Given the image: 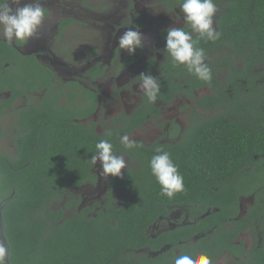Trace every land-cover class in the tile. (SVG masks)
I'll list each match as a JSON object with an SVG mask.
<instances>
[{"label":"trees","instance_id":"obj_1","mask_svg":"<svg viewBox=\"0 0 264 264\" xmlns=\"http://www.w3.org/2000/svg\"><path fill=\"white\" fill-rule=\"evenodd\" d=\"M219 1H227L228 9L219 22L220 37L215 42L201 38V45L203 49H221L225 57L217 60L219 67L221 62L228 61V49L223 48L231 47L235 56L245 59L248 66L244 78L248 79L249 91L231 94L229 84L222 87L215 71L212 80L216 79L214 87L220 91L216 98L207 99V106L213 105L220 111L186 132L180 146L162 148L170 154L183 176V190L171 198L161 194V186L149 167L155 149L138 142L127 150L138 153L141 167L128 171L126 181L113 180L122 182L134 195L123 197L122 204L110 197L96 215L88 214L90 208L81 212L76 209L72 215H67L63 208L54 209L53 203L62 200L72 187L95 180L91 161L95 144L100 139H114L111 134L103 138L92 122L84 124L75 120L87 113L62 107L58 100L60 94L47 85L53 75L48 70L47 80L36 88L47 87L41 104L17 108L19 119L15 127L19 132L26 129L18 137L21 142L17 144V156L11 158L0 152V192L10 190L8 199L0 197V200L5 198L2 218L9 246L8 260L3 259L4 264H141L144 261L136 263L131 253L129 256L124 253L150 242L147 228L160 216L168 215V206L191 207L200 218L209 206L220 205L224 209L227 199L235 200L229 194L234 191L232 184H237L235 180L239 175H246L247 184L252 182V173L244 170L247 166L256 164L254 168L264 179V81L260 83L263 96L256 93V82L264 79V72H254L256 64H264V0ZM13 49L11 44L0 40L3 73L10 69L2 64L3 60L13 65L16 56ZM227 64L235 69V78L229 75V83L242 78L231 61ZM3 73H0V84L9 81V87L0 85V88L14 93L9 99H0V117L22 94L8 72ZM53 95L54 101H51ZM74 97L72 94V99ZM120 137L118 133L119 140ZM256 155L262 159L256 161ZM254 171L252 168L251 172ZM216 185L219 191L214 189ZM215 195H220V204ZM76 205L77 201L72 199L71 206ZM218 215L212 212L200 219V230L208 232ZM185 231L189 233L190 228ZM218 233L220 238L230 237L221 230ZM186 237L180 230L169 231L154 241L155 248L159 249L166 242L177 244Z\"/></svg>","mask_w":264,"mask_h":264},{"label":"flooded vegetation","instance_id":"obj_2","mask_svg":"<svg viewBox=\"0 0 264 264\" xmlns=\"http://www.w3.org/2000/svg\"><path fill=\"white\" fill-rule=\"evenodd\" d=\"M30 2L32 0H21V6ZM180 2L181 0H41L45 11L42 28L27 41L13 40L9 44L15 49H13L15 55L20 57L19 62L24 60L23 66H37L51 70L53 75L50 80L54 79L52 90L60 94L58 100L70 107L76 105L81 108L80 111L87 113L82 119L75 120L84 124L92 122L94 128L104 135L103 138L106 134H111L115 140L119 133L121 136H129L133 144L139 142L151 149L165 148L167 145L174 144L180 146L181 141L186 137V132H191L196 124L202 123L204 119L220 111L213 105L207 106V99L216 98L220 91L214 87L216 79L214 78L215 81L211 79L213 85L197 79L187 71L185 66H175L167 51L164 50L168 27H183L186 31H191L180 13ZM214 3L218 8L214 17V27L219 31V22L228 10L227 1L214 0ZM16 6L13 5V7ZM135 27H139L146 37V43L143 49H137L134 55H129L118 47L117 38L124 30ZM192 35L198 40L197 46L202 48V41L198 34L192 33ZM0 40L6 41L2 33H0ZM76 42L84 46L83 54L78 61H74V51L78 50L73 49ZM223 49H228L226 58L239 70L242 78L234 79L233 83H229V75L235 78V69L228 66V61L221 62L219 67L217 60L225 57L221 49L215 47L213 50V48L205 47V62L210 66L212 74L215 71L218 72L219 82L222 87L229 84L228 89L231 90V94H240L243 90L249 91L248 79L244 78L248 62L235 56L233 48ZM64 53H67L68 58ZM96 54L100 56L90 62L88 59ZM19 62L13 57L12 66H17ZM79 65L82 67L78 70ZM6 66L10 67V62H6ZM222 72L226 78L221 76ZM254 72H264V64H256ZM141 73L155 76L160 83V91L155 103H149L147 97L136 88L139 82L138 76ZM64 75H68L69 78H65L61 84L58 76ZM239 81L241 83L238 85ZM263 81L264 79L259 78L256 82L258 84L256 93L262 96ZM216 86L218 87L217 84ZM27 88L26 91L20 89L22 94L15 98L12 106L7 108L5 114L0 117V142L5 136L13 135L16 149L17 144L21 142L18 139L19 135L22 136L26 131L21 129L22 131L19 132L15 127L19 119L17 108L32 104L40 105L47 90L46 87H41L39 90L33 89L31 83ZM13 93V90L0 88V99H9ZM72 94H75L73 99ZM32 95H36L34 100H30ZM21 96L25 99L24 104L15 105L16 100ZM48 98L51 97L48 96ZM91 100L95 101L94 105L90 104ZM176 100H181L180 108L185 109L183 119L172 118L173 116L170 115L169 107ZM11 113L15 114L13 124L10 121L6 131L2 127V119ZM16 119L17 123L14 124ZM150 122L155 125V135L150 137L149 134L146 138H141L140 131ZM114 140L109 141L113 145V152L124 156L126 161L132 162V165L135 163V167L127 165L122 169L120 177L103 178L100 175L101 165L97 161L92 169L96 176L95 180L72 187L71 190L88 188L87 195H91L93 200L100 199L103 194L102 198L105 197V201L102 204V201L94 200L93 205L84 206L87 197L81 194L82 201L79 202V198L74 199L77 201L76 206H71L72 201H70L63 208L65 213L67 209L73 213L76 209L81 212L90 208L88 214L96 215L100 208L105 207L110 197L115 199L120 197L119 203L122 204L123 197L135 194L122 182L115 183L113 180L126 181L128 171L139 169L142 160L137 152L128 151L119 139ZM2 153L7 156L4 152ZM255 159L260 161L262 158L256 155ZM255 165H249L244 169L252 173L250 174L252 182L247 184L249 179L241 174L239 179L235 180L237 184H232L234 191L229 196L235 200L231 202L227 199L224 209L220 205L209 206L206 213L198 218L191 207L168 206V215L160 216L157 222L147 228L150 242L127 249L128 252L124 255L132 254L136 263L144 261L141 264H170L171 261L173 264L174 257L184 254L187 247L195 253H206L211 264H264V179H261L260 172L254 168ZM252 168L254 172H251ZM102 182L105 185L103 187ZM91 188L94 190L92 191ZM214 189L219 191L220 187L216 185ZM118 190L121 195H115ZM97 192L99 194L94 196L93 194ZM219 196L215 195V200L220 204L222 200ZM4 200L5 198L0 200V243H3L7 250L3 257L7 262L9 246L2 218L3 204H1ZM212 212L219 214L217 222L212 224L208 232L203 233L198 227L199 220ZM187 228H190L189 233L185 231ZM173 230L185 232L187 237L178 240L177 244L166 242L156 249L157 244L154 241ZM219 230L223 231V235L228 234L230 237H218ZM203 239L207 241H202Z\"/></svg>","mask_w":264,"mask_h":264},{"label":"clouds","instance_id":"obj_3","mask_svg":"<svg viewBox=\"0 0 264 264\" xmlns=\"http://www.w3.org/2000/svg\"><path fill=\"white\" fill-rule=\"evenodd\" d=\"M179 10L191 31H186L183 27H168L164 50L175 66L183 65L197 79L210 82L212 70L205 62V50L197 46L198 40L193 38L192 33L198 34L206 41L218 40L220 33L214 27V17L218 8L214 0H181ZM44 16L41 0H32L22 6L21 0H0V33L8 43H12L13 40L27 41L42 25ZM145 43L146 37L139 27L128 28L117 38L118 47L129 55H134L137 49H143ZM138 79L137 90L147 97L149 103H155L160 91L157 78L151 74L141 73ZM120 143L127 148L134 146L127 135L120 137ZM154 151L156 154L151 157L149 167L161 186V194L171 198L183 190V176L167 151H163L161 147H156ZM91 161L93 165L97 161L100 162V175L103 178L120 177L121 170L127 166L124 156L116 155L113 152V145L107 139H100L95 144V154L92 155ZM6 251L4 244L0 243V264H4L3 257ZM173 264H211V260L206 253H195L186 247L184 254L174 257Z\"/></svg>","mask_w":264,"mask_h":264},{"label":"rangeland","instance_id":"obj_4","mask_svg":"<svg viewBox=\"0 0 264 264\" xmlns=\"http://www.w3.org/2000/svg\"><path fill=\"white\" fill-rule=\"evenodd\" d=\"M41 28L42 27L40 26L38 29H41ZM51 40H53L52 37H51ZM83 48H84L83 44L81 45L79 42H76L74 44L73 49H78L77 52L74 51V56H75L74 57V61H78L79 58H81V55L83 54V51H82ZM64 54L67 56V53H64ZM99 56H100V54H96L94 57L89 58L88 60H90V62H92L93 59H95V58H97ZM15 58H17V60L19 62L20 57L19 56H15ZM67 58H68V56H67ZM5 61L6 60H3V63L2 64L6 65V62ZM7 62H10V61H7ZM24 63L25 62L23 60V61L19 62L18 65L15 66V67H13L12 65H10L9 71L6 70L5 73L2 72L5 68H2L0 70V73H3L5 75L8 72L7 75L16 83V86H18V89H22L23 91H26L28 89L27 87L29 86V83L32 84L33 89H36L37 87L41 86L47 80L45 78L48 75V72H49L48 70L49 69L40 68V67H37V66H34V67H26V66H23ZM78 67H79L78 68V70H79L82 67V65H79ZM56 75H58V72H56ZM221 76L222 77L224 76V73L223 72L221 73ZM65 78H69L68 75L58 76V80H60V83L61 84H63V80H65ZM224 78H226V76H224ZM3 83H4V85L3 84H0V85H2L4 87H9V85H8L9 84V81H4ZM95 84H97V83H95ZM95 84H93V86ZM47 85L51 86V90H52V87H54V79L52 81L49 80L47 82ZM112 86H113V84H112ZM60 88L61 87L59 86V89ZM46 89H47V87H46ZM40 92H42V91H40ZM203 92H204V90L202 91V93ZM35 96L36 95H32L30 97V100H34L36 98ZM51 99H54V96ZM24 101H25L24 97L21 96L20 98H18L16 100L15 105H23L24 104ZM180 101L181 100H178V101L176 100L172 104V106L169 107V108H171L170 115L173 116L172 118H174V117H180V118L183 119V117H184V113L183 112L185 111V109L180 108V106H181L180 105ZM94 103H95L94 100H91L90 101V104L91 105H94ZM62 107L71 108V109H74L77 112L81 110V108H79L76 105H74L72 107H70L69 105H64ZM14 116H15V114L11 113V114H7V115H5L3 117V119H2V125L3 126L2 127L6 131H8V125H9L10 121H12V124H13V117ZM16 123H17V119H16V121H15L14 124H16ZM154 128H155L154 123H151L150 122V123H148V125L146 126V128H143L140 131V134L139 135L141 136V138H146L149 134H150V137H153L155 135L154 134ZM13 138H14L13 135L5 136L3 139H1V142H0V150L2 152H4L6 155H8L9 157H11V158L16 157V152H17L16 147H14L15 141H14ZM126 165H130V167H132V168L135 167V163L132 165V162L129 163V161H126ZM96 169H98V168H96ZM121 172H122V170H121ZM101 185H102V187L105 186L104 185V182H102ZM87 189L88 188H85L83 190L82 189H80V190H76V189L69 190V192L64 195V198L62 200H60V201H58V200L55 201L53 203L52 207L54 209H60V208L62 209L70 201H72V199L77 200L76 198H79V202H80V201H82L81 196H83L81 194H84V197H87L86 201H84V206L85 205L86 206L93 205L95 203V202H93L94 200L99 201V202L102 201L101 203L103 204V202L105 201V197L102 198L103 197V194H102V197H100V199H94L93 200L91 195H89V196L87 195V193H88ZM91 190L93 191L94 189L91 188ZM98 194H99V192H97L96 194H93V195L95 196V195H98ZM115 195H121L120 190H118L115 193ZM3 196L4 197H6V196L9 197L10 196V190L9 189L8 190L3 189V191L0 192V197L3 198ZM116 199H117L118 202L120 201V197H116ZM101 203H98L97 202L98 205H101ZM1 204L4 205L5 204V200L2 201ZM67 211H66V214H70V215L73 214V213H70L71 212L70 209H67Z\"/></svg>","mask_w":264,"mask_h":264}]
</instances>
